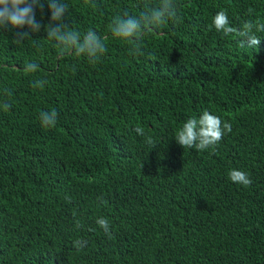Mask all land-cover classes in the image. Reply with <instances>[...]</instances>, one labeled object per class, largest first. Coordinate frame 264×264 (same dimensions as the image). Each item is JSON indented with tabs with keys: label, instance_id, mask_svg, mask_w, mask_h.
I'll use <instances>...</instances> for the list:
<instances>
[{
	"label": "trees",
	"instance_id": "obj_1",
	"mask_svg": "<svg viewBox=\"0 0 264 264\" xmlns=\"http://www.w3.org/2000/svg\"><path fill=\"white\" fill-rule=\"evenodd\" d=\"M94 2L65 0V22L108 37L96 63L58 56L43 27L21 45L0 29V104H11L0 110V264H264V32L241 47L211 25L221 10L234 28L264 23V0H178L179 20L139 53L108 25L148 0ZM28 61L36 73H23ZM52 110L56 125L42 127ZM205 110L231 132L183 149L176 131ZM233 169L252 183L231 182Z\"/></svg>",
	"mask_w": 264,
	"mask_h": 264
},
{
	"label": "clouds",
	"instance_id": "obj_2",
	"mask_svg": "<svg viewBox=\"0 0 264 264\" xmlns=\"http://www.w3.org/2000/svg\"><path fill=\"white\" fill-rule=\"evenodd\" d=\"M91 7L97 5L94 0H85ZM50 19L46 24L36 19L37 7L43 8L40 0H0V29H7L12 34L11 43L21 45L26 40L39 33L41 27L47 35V40L53 42V47L58 51V56L84 57L89 63L98 62L106 53L105 40L107 36H101L94 29H88L81 34L65 22L68 14V5L65 0H47ZM178 0H151L145 3L144 10L138 15H130L124 12L122 15L114 16L108 25V32L112 38L122 40L134 45L132 51L140 52V42L143 37L154 32L161 26L179 20ZM68 16V15H67ZM211 25L217 33L225 37L235 34L239 38L241 47L255 48L260 44V37L256 34L264 32V23L246 20L239 28L230 26L229 17L225 10H221L212 18ZM39 64L28 61L23 65L24 74L36 73ZM45 80H36L33 87L43 88ZM10 95V93H9ZM11 104L5 102L0 104V110L8 111ZM41 126L44 128L54 127L57 123V112L42 111L40 114ZM232 125L230 122L222 121L219 116L203 111L199 117H191L183 123L174 136L178 145L184 148H195L203 151L217 145L225 133H230ZM139 136H145L144 129L140 126L134 128ZM148 144L153 145L151 137L147 138ZM155 147V145L153 146ZM228 179L239 185L249 186L252 181L247 173L233 169L228 173ZM96 224L103 229L105 235L111 239L110 224L107 218H98ZM77 226H79L77 222ZM87 241L77 239L73 246L77 249L85 246Z\"/></svg>",
	"mask_w": 264,
	"mask_h": 264
}]
</instances>
